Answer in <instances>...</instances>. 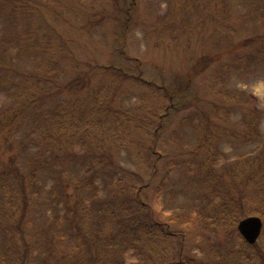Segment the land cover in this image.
Wrapping results in <instances>:
<instances>
[{"label":"trees","instance_id":"obj_1","mask_svg":"<svg viewBox=\"0 0 264 264\" xmlns=\"http://www.w3.org/2000/svg\"><path fill=\"white\" fill-rule=\"evenodd\" d=\"M45 1V4L50 3L49 0ZM233 1L198 0L193 5L196 9L194 18L183 20L191 33L200 37L208 33L209 29V36L216 40V44L223 36L229 47L213 55L218 51L214 44L212 52L206 51L193 57V65L182 75L185 77L177 75L174 79L179 92L175 89L168 91L166 86L162 88L158 84L162 81V74H158L160 77L156 81L143 80L150 75L143 68L144 63L133 58L135 64L128 71L130 74L124 69H106L109 79L98 90L92 89L96 94L90 99L77 100L75 96L78 97V94L72 90L66 102H53V94L46 82L56 79L58 73L60 77L64 72L58 69L52 43V53L46 50L49 48L46 45L49 36L55 34L54 24L49 18H41L34 30H30L29 26L22 32L12 30L11 38L14 37L16 42L8 41L9 49H13L15 44H22L18 43L20 37H30L39 46L35 50L39 59L35 62L40 69L27 74L16 71L15 66L9 63L0 65V156L9 155L7 158L4 155V159L0 160V264H23L24 258L20 251L21 246L28 248L24 237V225L29 222L25 217L28 200H31L32 205L38 203L36 198L40 196V188L47 183L37 175L39 170L50 172L54 179L44 202V211L49 208V216L42 217L44 213H41L44 222L37 225L32 223L29 235V243L34 248L49 251L44 256V264H185V261L196 264L197 261L193 259L182 261L184 258L180 257L176 260L177 255L181 256L182 253L178 244L174 246L171 242L182 238V234L171 231L169 224L164 222H175L179 218H157L154 210L143 199L141 188L144 182L140 180L137 183L136 179L139 178H136L124 183L121 169L118 170L111 159L110 163L107 160V156L111 157V151L134 150L133 145L144 140L148 132L153 143L145 144L144 150L138 147V150L152 157L150 150L153 145L155 150L160 129H165L167 123L178 118L177 113L180 112L182 117L177 119V128L172 130L171 136L175 135L178 141L184 138V135L181 136L183 130H190L194 131L190 137L194 135L203 140V143L200 142L203 150L200 160L188 161L197 165L196 176L192 179L195 182L190 187H196L197 193H201L200 203L204 205L195 212L191 230L199 226L205 231L224 233L227 238L236 236L235 247L227 248L226 254L219 244H212L218 247L220 264H264L260 246L245 244L236 232V224L240 220L249 216L264 218V160L260 155L253 158L241 155L232 164H224L220 168L215 166L216 162L224 158L215 144L219 139L224 140L227 133L234 143L246 145L257 143L263 137L258 125L263 120L264 111L257 109L241 113L242 131L224 128L234 126L229 124L231 119L238 111H244L242 105L249 102L245 93L228 88L229 72L247 70L253 62L264 65V38H249V33L240 34L238 27L247 23L255 26L252 27L254 31L262 29L257 26H264V0H238V4ZM22 3L19 8L28 12V6H24V1ZM238 5L247 8L248 12L232 14L234 6ZM128 6L131 5L120 6L125 12L122 22L124 29L120 27L122 33L131 21V9ZM8 7L11 9L14 5ZM14 9H18L16 4ZM51 11H47L50 16H58L55 10ZM0 44L1 59L8 54L6 42L0 41ZM23 46L20 55L29 58L33 54L32 50L25 43ZM187 56L188 53L156 58L154 73H158L160 66L180 63L179 60ZM123 59L127 62L131 60L126 57ZM41 63L43 68H47L43 70ZM205 74L208 75L205 83L207 95L215 97L208 110L200 108L201 105L209 104L208 98L196 96L195 91H192V96L188 94L186 82L188 79L192 84L193 80L197 81ZM118 78H121V82L114 85ZM131 78L138 84L144 83L146 93L151 95L141 97L129 108H118L125 101L127 103L128 96H132L129 88L121 86L122 79ZM217 85H220L221 90L215 92ZM193 110L199 122L188 121L187 124L185 121ZM77 120L83 121L80 126L75 124ZM142 132H145L144 138H140ZM19 159L24 160L25 172L20 166L16 168ZM12 165L16 170H13ZM147 165L152 172L157 170L154 162ZM175 168L173 165V170ZM17 170L25 174L23 178L20 177L21 181H16L14 174ZM139 171L143 173L141 169ZM113 182L116 188L110 186ZM198 182L199 187L195 184ZM250 186L255 187L254 192L260 201L254 202L249 198V190L245 192V189ZM191 190L194 191V188ZM33 196L36 198L33 199ZM180 219L177 222L183 225L188 215ZM104 226H110L112 232L105 234ZM38 227L42 228L38 230ZM13 231L15 233L12 236L18 233L21 239L19 245L10 236ZM52 250L58 254L51 255ZM205 253L211 254V247ZM133 256L135 263H127ZM208 264L219 263L210 261Z\"/></svg>","mask_w":264,"mask_h":264},{"label":"rangeland","instance_id":"obj_2","mask_svg":"<svg viewBox=\"0 0 264 264\" xmlns=\"http://www.w3.org/2000/svg\"><path fill=\"white\" fill-rule=\"evenodd\" d=\"M22 1L25 2L24 6H28V12H23V10L19 8V6L23 4ZM57 1L58 6L64 7L65 9L62 13L57 12L58 16H50V14L46 11L48 8L45 6L43 8L45 3L42 2H44V0H0V41L6 42V51L8 54L4 55L0 59V65L9 63V65L15 66L16 71L27 74L30 71H38L40 66L35 62L39 59V57H36L37 53L35 52L36 48L39 47L38 44L32 42L33 39L24 35V37H20L18 40V43L22 44L19 46L15 44L13 49L10 50L8 41L16 42L14 37L11 38L13 29L22 32V30L25 31V28L29 26V28H31L30 30H34L35 27L40 24L41 18H49L54 24L53 32L55 34H51L49 36L50 40L47 38L49 43L46 45L50 48V50L49 48L46 50L48 53H52V43L55 49L53 51V55L55 60L58 61V69H62L64 72L62 71L60 77L59 73L58 76L55 74V76H57L56 79L46 82L47 88L49 87V90H51L53 94V102H66L67 99H70L69 92L72 90L78 94V97L74 96L80 99V101H85L86 98L90 99L96 94V92H93L92 89L95 88L98 90L97 88L100 87L104 81L109 79L110 75L106 73V69L117 68L121 70L124 69L128 72L135 64L133 58L136 56L140 58V55L144 63L143 68H146L148 75H150L145 76L143 80L149 79L156 81L157 77L159 78V75L162 74L164 76H161L162 81L158 84L162 88H164L163 86H166L168 91L175 89L179 92V87H175L174 79H176L177 75L185 77L182 75L185 74L186 69L191 68L193 65V57L195 58V56L206 52H203V47L206 49V45L210 44L209 42L216 41L211 36L209 37V35H206L207 33L198 38L191 39L189 41L190 49L188 56L179 60L180 63L174 64L173 62L167 66H160L161 68L160 70L158 69V73L156 74L154 73L155 59L149 51L150 43L147 41L146 35L151 36L157 29L160 28L163 21L166 20L164 18L167 13L164 12L169 7L162 2V0ZM88 1L91 3H88ZM239 1L234 0L233 2L238 4ZM128 2L129 4L135 2L131 5V25L129 28L124 30V33H122L124 8H121L119 5L123 4V6L126 7ZM15 4L16 8H18L16 11L14 9ZM13 5L14 8L10 9L8 7H12ZM86 11L90 13L87 15L90 16L89 18L86 17ZM239 11L248 12V9L238 5L236 7L234 6V9L231 12L232 14H238ZM151 17L153 18L151 19ZM238 27L240 29V34L249 33V38H264V26L262 25H258L257 27L262 29H258L256 31L252 29V27L255 26H252L251 24L248 25L247 23L238 25ZM242 28H245V30ZM119 31L122 34H118ZM207 32L209 34V29H207ZM217 42L219 45L218 51L217 54L215 53L213 55H218L224 51L225 48L229 47V45H227L229 43L226 44L225 39H218ZM232 42L236 43V41ZM23 43H25V46L29 50H32V53L35 55L31 58V60L28 59L33 54L29 58L20 55ZM122 43L125 44L124 48L129 53L132 61L130 60L127 62L116 52L117 47H119V44L121 45ZM115 46L116 48H114ZM211 47L213 46L210 45V48ZM15 54L18 56L15 57ZM156 61L159 62L160 60ZM42 63L41 68L44 70L47 66L43 68ZM128 74L130 73L128 72ZM207 76L208 75L205 74L199 77L197 81L193 80L194 82H192V84L189 83L188 79H186L189 86V91L187 92L188 94L192 96L194 95L192 91H195L196 96L208 98L209 104L200 106L203 110H208L213 101V98L207 95L208 90L205 88ZM71 80L72 82L68 83ZM227 80V86L230 90L236 92L238 91L240 93L245 92V97L249 101L248 104L242 105V108H245V110L238 111L231 119L229 124L234 126L224 127L225 129L227 128L240 132L242 131L240 125L241 113L251 109H257L260 112L264 111V95L262 96L260 94L261 92H264V65L260 62H253L247 70H231ZM119 82H121V78H118L114 85H117ZM183 84L185 83L183 82ZM121 86L123 88H129L132 96H128L127 103L125 101L122 105H118V108L125 106V108H129L133 104L137 103V100L141 97L148 95V93H146V85L144 83L138 84L133 78L128 80L122 79ZM181 86L185 87L182 83ZM182 87L181 90L183 89ZM46 90L48 91V89ZM130 97L132 98L131 101H129ZM181 115L182 112L177 113L178 118ZM77 116L79 119L78 114ZM195 117L196 112L193 110L185 122L188 124V121H196L197 124L199 121ZM178 118H175V120L172 119L170 122L168 121L169 123H167L166 128L164 129L163 127L159 131L160 139L158 138L159 140L155 146V153L159 152L160 157L157 158L154 154V158H150L152 162L155 163V166H157V170L155 172H152L150 168H148L149 166L147 164H149V160L146 158H142L140 161L136 160L134 150L132 148L123 151H111V157L107 156L108 162L110 163L112 161L113 165L116 166L118 170L121 169L122 171L133 174L129 175L120 170L121 176L125 181L124 183L136 178H139L136 179L137 183H139L140 180L144 182L141 188L143 199L149 206L152 207L157 218L166 216L167 219H183L185 215L193 216L198 209L204 207V205L202 206L200 203L201 193H197L196 187H190L194 185L193 183L195 182L192 181V179L196 176L195 168L197 165L195 163L188 162L192 159L200 160V155L203 153L200 142L203 143V140H200L194 135L190 137L194 131L183 130L181 136L184 135V138L176 141L178 138L171 136V133L172 130L176 128ZM82 122V120H77L75 124L80 126ZM214 129H216V127ZM258 129L263 137L254 144L251 143L246 145L245 143H234L228 133L225 135L226 138H224V140L219 139L215 146H217V150H219L220 155L222 154L224 158L216 162L215 166L220 168L224 166V164H232L241 155L248 158L260 155L262 160H264V117L260 122V125H258ZM141 134L142 136L140 138H144L145 132H142ZM148 146L152 145L149 144ZM4 155L5 154H1L0 160L4 159ZM8 156V154L5 155L6 158ZM174 156H176V158H174ZM110 159L111 161H109ZM169 161H175V170H169L167 167V163ZM19 166L24 172L26 171L23 159H19V163H17L16 168ZM254 166H257V163H254ZM11 167L13 170H16L14 165ZM139 169H141L143 173H141ZM22 170H17L16 174H14L16 181H21L22 179L20 177L23 178V176H25ZM46 172L48 171L39 170L37 172V175L39 178H42L43 182L47 181V183L43 184L40 188V196H38V198H36V196L32 197L33 199L36 198L38 203L32 205L31 200L29 199L30 201L28 200L27 204L28 211H26L25 208V217L29 219V222L24 225V237L28 248L26 249L24 246H21L22 244L20 245V252L22 253V258H24L23 264H44L46 260V257L44 258V256L49 253V251L46 250L44 252L38 251L32 244L29 243L31 240L29 235L31 233L30 229L32 227V223L37 225L44 222V219L40 217L41 213H44L42 217L49 216V213L47 212L49 211V208L44 211V209H46L44 202L48 191L52 188L51 183L54 179L50 176V172H48V174ZM198 183H195L197 187L200 185V183ZM191 188H194V191H192ZM254 189V186H250L245 189V192L249 190L248 196L249 198H252V201H260L261 199L256 196ZM195 206L196 209L191 210V208H194ZM179 219L177 221H179ZM177 221H165L164 223L169 224L171 231L181 232L180 234H182V238L171 242L172 245L177 246L178 244V247H180L182 253L181 257L184 258L182 261H185L186 259H193L196 260L197 263L209 262V259L205 257L206 254H204L202 249H206L207 251L211 244H219L220 248L223 249L226 254L228 251L227 248L230 249L236 245V240L234 241L235 235L227 238L224 233H220L218 231H205L199 226H196V228L190 231ZM48 223H50V220ZM41 228L38 227L37 229L40 230ZM8 229L9 226L7 227V230ZM110 232H112L111 227L104 226V233L110 234ZM14 233L15 231H13L10 236ZM45 233L47 234L46 231ZM262 234L263 237L258 240L257 245L260 246L264 255V230H262ZM1 237L2 235H0V242L2 243ZM12 237L15 239L17 245L21 243L18 233ZM56 254L58 253L55 250L51 251V255ZM178 259L179 255L176 257V260Z\"/></svg>","mask_w":264,"mask_h":264},{"label":"water","instance_id":"obj_3","mask_svg":"<svg viewBox=\"0 0 264 264\" xmlns=\"http://www.w3.org/2000/svg\"><path fill=\"white\" fill-rule=\"evenodd\" d=\"M261 230V223L258 219H247L238 226L239 233L250 244H253L258 238Z\"/></svg>","mask_w":264,"mask_h":264},{"label":"bare ground","instance_id":"obj_4","mask_svg":"<svg viewBox=\"0 0 264 264\" xmlns=\"http://www.w3.org/2000/svg\"><path fill=\"white\" fill-rule=\"evenodd\" d=\"M260 94L263 96L264 95V92H261Z\"/></svg>","mask_w":264,"mask_h":264}]
</instances>
